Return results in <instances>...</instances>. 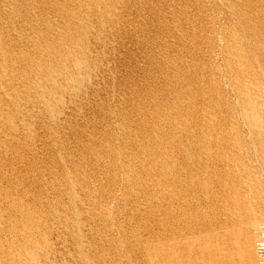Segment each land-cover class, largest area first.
Masks as SVG:
<instances>
[{"label":"bare ground","instance_id":"6f19581e","mask_svg":"<svg viewBox=\"0 0 264 264\" xmlns=\"http://www.w3.org/2000/svg\"><path fill=\"white\" fill-rule=\"evenodd\" d=\"M0 264H264V0H0Z\"/></svg>","mask_w":264,"mask_h":264},{"label":"rangeland","instance_id":"374dc122","mask_svg":"<svg viewBox=\"0 0 264 264\" xmlns=\"http://www.w3.org/2000/svg\"><path fill=\"white\" fill-rule=\"evenodd\" d=\"M136 40V41H135ZM128 41H130V42H128ZM128 41H125V39L123 38L122 40H121V42L120 41H118L119 42V45H117L116 43H115V47H114V49L116 50V52H118V53H116V55H117V57L115 56V58L114 59H109V56H107V54H106V56L108 57L107 58V61H109V63H110V61L112 62L111 64V69L112 68H114L115 69V71L117 70L118 72L117 73H115V71L114 72H112V74H111V76H110V73H109V75H108V77H110L109 78V80H107V81H110V82H107V84L103 87V89L105 90H103L102 89V91H101V95L99 96L100 98V100L98 99V98H96L97 99V101H96V103L98 102V100H99V104H101V103H103V104H107L106 102H105V100H107L108 102H109V99L107 98L108 97V94H111L112 93V95H114L115 93L114 92H116V94H117V96H116V98H119L118 100H116L117 102H115V101H111L110 100V102L112 103H110L111 105V107L112 108H116L117 106L116 105H118V107L115 109H113V111H116V113L118 114V116H117V114H115L114 113V115H116V117H120V116H122L124 113H125V111H124V109L123 108H121V106H120V104H119V101L120 102H122L123 100H124V98L125 97H123V95H124V91H125V89L127 90V89H130V86H133V83L131 82V80H133L134 82H137L138 83V81L139 80H141V81H139V83L140 84H142L143 83V79H144V77L146 78V77H148L147 76V73L145 72V69H146V66H147V60H145L144 59V57H143V44H142V40L141 39H139V37L138 38H134L133 39V41H131V40H128ZM135 41V42H134ZM139 41V42H138ZM124 42V43H123ZM120 44L122 45V44H124V46L122 47V46H120ZM139 44V45H138ZM105 45L106 46H108L106 43H105ZM138 45V46H137ZM128 46H130V47H128ZM142 47L141 49H140V47ZM108 49H109V46H108V48L106 49V52L108 51ZM135 49V50H134ZM128 50V51H127ZM127 51V52H126ZM119 53H121V56H120V54ZM108 54H109V51H108ZM119 58V59H118ZM146 61V62H145ZM122 63V64H121ZM116 64V65H115ZM143 64H144V66H143ZM115 65V66H114ZM135 66H137V68H135ZM143 68H142V67ZM118 67V68H117ZM144 67H145V69H144ZM109 69H110V64H109ZM114 69H112V70H114ZM140 69H141V71H140ZM121 70V71H120ZM137 71V72H136ZM142 72H144V73H142ZM117 75H121V76H116L115 74ZM138 73V74H137ZM139 73H142V75L140 74L139 75ZM133 74V75H132ZM144 74V75H143ZM124 75V76H123ZM112 76H115V77H117V79H119L118 80V82H117V79L115 78H111ZM140 76V77H139ZM141 76H143V77H141ZM123 78V79H122ZM130 78V80H128ZM136 79V80H135ZM126 80V81H125ZM116 81V83H112V82H115ZM121 81V83H119ZM125 83H124V82ZM128 81V82H127ZM110 83V84H109ZM127 83H130V84H127ZM132 83V84H131ZM112 84H117V86H112ZM119 84H123L122 85V87H119L120 85ZM127 84V85H126ZM107 85H108V87L110 86L111 88L109 89L108 87H107ZM130 85V86H129ZM162 85V84H161ZM126 86V87H125ZM107 87V88H106ZM116 87V88H115ZM106 88V89H105ZM120 88L123 90V91H121L120 90ZM125 88V89H124ZM115 89H116V91H115ZM110 90V91H109ZM111 90H112V92H111ZM121 92V95H122V99H121V96H120V92ZM118 92V93H117ZM124 92V93H123ZM118 94H119V96L120 97H118ZM104 96V97H103ZM115 96V95H114ZM126 96V95H125ZM103 97V99H104V101L101 99ZM105 97L107 98V99H105ZM102 100V101H101ZM79 103H81V102H79ZM92 104V106H97V105H99V104ZM115 105V106H114ZM99 107V106H98ZM98 107H95V108H98ZM86 108H91V106L90 107H86ZM83 109V108H82ZM99 109H100V107L98 108V109H96L95 110V112H99ZM121 109H123L122 110V112L123 113H121ZM84 111H85V107H84V109H83ZM87 110L88 109H86V111L85 112H87ZM118 110V111H117ZM89 111V110H88ZM100 111H101V109H100ZM126 111H127V109H126ZM92 113V112H91ZM121 113V114H120ZM129 114H132L130 111H129ZM79 119V118H78ZM117 120V119H116Z\"/></svg>","mask_w":264,"mask_h":264}]
</instances>
